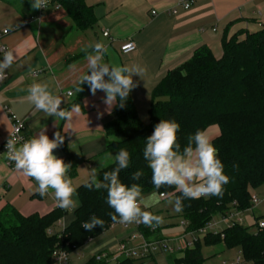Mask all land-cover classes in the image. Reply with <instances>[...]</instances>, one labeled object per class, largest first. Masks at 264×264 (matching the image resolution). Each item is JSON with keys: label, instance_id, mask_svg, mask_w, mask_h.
<instances>
[{"label": "crops", "instance_id": "crops-1", "mask_svg": "<svg viewBox=\"0 0 264 264\" xmlns=\"http://www.w3.org/2000/svg\"><path fill=\"white\" fill-rule=\"evenodd\" d=\"M83 1L93 9L97 19L93 29L85 32L77 31L65 11L56 10V3H51L39 22L20 27L23 21L39 13L32 9V0L0 1V34L4 30L10 32L1 38L0 46L17 53L16 61L0 82V144L11 131L4 108L26 124L30 138L42 128L50 139L59 131L65 138L64 146L55 149L54 155L72 165L74 169L68 175L77 189L90 180L93 168L97 172L115 160V153H105L109 142L105 126L114 120L117 105L109 114L105 111L103 91L92 95L89 85L83 89V84V90L78 91V80L87 72V60L86 56L74 61L72 58L85 53L88 45L103 42L108 47L104 62L109 65L145 67L143 80L133 76L137 87L131 92L140 119L148 123L153 91L170 71L189 61L202 46H208L220 58L225 34L229 38L241 34L243 38L244 34L257 33L264 26V0H196L190 10H179L176 15L172 10L182 0ZM106 32L108 37L104 36ZM129 43L136 45V51L122 55L120 48ZM34 82L45 83L54 94L60 95L61 107L65 110L71 111L68 107L81 99L80 113L73 114L70 121L47 117L27 98V88ZM68 93L72 96L68 97ZM99 113H103L100 118ZM206 134L212 142L219 128L211 127ZM251 195L258 203L238 217L240 224L248 227L254 225L256 218L264 216V185L252 190ZM8 205L24 216H43L59 208L51 190L48 195L40 196L35 180L12 170L0 158V210ZM77 209L71 213L64 210L67 215L55 225L54 232L67 228L74 221ZM215 219L220 222V217ZM226 227L219 223L215 232H222ZM113 231H107L82 251L71 254L68 264H88L114 241ZM84 250L89 252L87 257L82 253ZM205 252L209 257L217 253L213 247L206 248Z\"/></svg>", "mask_w": 264, "mask_h": 264}, {"label": "trees", "instance_id": "trees-1", "mask_svg": "<svg viewBox=\"0 0 264 264\" xmlns=\"http://www.w3.org/2000/svg\"><path fill=\"white\" fill-rule=\"evenodd\" d=\"M52 3L61 6L77 31L85 32L96 25L93 9L83 0ZM221 49L222 55L217 58L211 48L202 46L189 61L167 74L153 91L148 123L140 119L131 92L126 106L121 109L117 104L114 120L105 126L109 139L105 153L117 154L121 148L130 153V167L121 171L120 179L128 185L139 183L143 195L157 191L143 151L146 138L160 120L179 123L177 135L181 148L197 130L219 128L212 143L230 180L220 196L184 199L180 213L188 233H198L215 218L233 210L238 213L251 210V191L264 185V26L257 33L244 34L243 38L241 34L230 38L225 34ZM84 56L86 52L72 60ZM87 85L84 83L83 89ZM77 104L81 105V99ZM114 167L115 160L97 174L102 178L105 171ZM137 170H142L144 175L134 181L131 177ZM88 182L77 189L80 206L74 221L58 233L53 229L67 215L61 208L43 216H24L10 205L0 210V264H55L56 251L70 256L118 224L109 215L114 210L106 202V190H89L85 187ZM173 190L162 187L158 191ZM92 217L102 219L103 227L97 226L92 231L83 229L81 225ZM262 221L264 216L256 218L250 227L234 223L222 232H209L197 240L194 248L170 255L167 264H205L211 258L205 255L209 247L240 253L244 263L264 264V228L259 227ZM138 231L148 241L162 239L159 226L151 228L141 224ZM153 259L119 258L108 263L97 262L93 256L88 264H146Z\"/></svg>", "mask_w": 264, "mask_h": 264}, {"label": "clouds", "instance_id": "clouds-1", "mask_svg": "<svg viewBox=\"0 0 264 264\" xmlns=\"http://www.w3.org/2000/svg\"><path fill=\"white\" fill-rule=\"evenodd\" d=\"M47 2L48 0H32L31 7L33 10L46 9ZM85 52L87 72L78 80V91L81 92V85L87 83L92 95L98 90L105 93L103 103L109 114L117 104L123 109L131 91L137 87L133 76L142 79L146 68L139 64L105 63L104 56L108 47L103 42L88 45ZM16 59L17 53L13 50H3L0 79L4 78L6 70ZM27 92V98L35 108L47 117L70 121L73 114L78 115L81 111L79 104L73 105L71 111L62 108V97L54 94L45 83L34 82L28 86ZM102 115L103 113H99L98 118ZM179 129V123L174 120H160L153 133L146 138L143 158L151 170V181L157 190L147 196L143 195V188L139 183L128 185L120 179L121 171L130 167V153L126 149H119L115 155V167L111 171H105L102 178L95 168L92 169L90 181L85 187L89 190H106V202L114 210V213L109 214L113 222L125 225L144 224L155 228L164 222V218L149 209L156 207L161 200L173 205V210L179 213L183 211L184 199L222 195L223 187L229 183L230 178L224 172V164L219 159L218 149L211 138L205 131L197 130L188 138L187 145L181 148L177 135ZM64 139L59 131L50 139L45 128L27 140L10 133L5 154L14 162L18 172L35 180L40 196L48 195L51 190L57 206L71 213L80 206V201L76 198L77 187L68 175L72 165L54 155V150L64 143ZM143 175L142 170H137L131 178L138 181ZM162 187L174 190L158 191ZM104 223L102 219L92 217L81 227L92 231L97 226L102 228Z\"/></svg>", "mask_w": 264, "mask_h": 264}, {"label": "built area", "instance_id": "built-area-1", "mask_svg": "<svg viewBox=\"0 0 264 264\" xmlns=\"http://www.w3.org/2000/svg\"><path fill=\"white\" fill-rule=\"evenodd\" d=\"M52 1L53 0H48L46 9H39V13L36 17H32L30 19L23 21L20 27H25V26H28V25L34 23V22H39L43 16L44 12L51 5ZM195 1L196 0H182L177 5V7L174 8V10H172V14H174V15L178 14L179 10H184V11L190 10L194 6ZM55 8H56V10H59V9H61V6L59 4H56ZM152 14L156 15V12H153ZM14 30H16V28H14L13 31ZM9 33L10 32L8 30H4L2 32V34H0V40L3 36H5ZM104 36L108 37L109 33L108 32L104 33ZM3 50H7V48L5 46H0V53L2 55H3ZM120 51H121V54L125 55V56L128 54L134 53L136 51V45L134 43L126 44L120 48ZM36 76H37V74H34V77H36ZM3 79H0V82ZM67 95H68V97H71L72 93H68ZM4 111L8 114L9 120L11 122L10 133L21 136L25 140L29 139L30 137L27 135L26 124L23 121L19 120L14 114H11L7 108H4ZM9 136H10V134H9ZM9 136L0 144V158H4L6 160V162L8 163V165L10 166V168L12 170H16L14 162L11 161L10 159H8L6 154H5V152L7 151L5 145H6V142L9 138ZM252 202H253V206H254L258 203V200L255 197H252ZM239 214L240 213L233 210L228 215L220 217L219 223L220 224H222V223L226 224L227 226L233 225L234 223L240 224L241 220L238 218ZM219 223H217V222L213 223V221H212L211 223L208 224V226L205 229L200 230L198 233L186 232V234L182 237V239H183L182 245L178 248L173 247L170 244L171 241L168 239L148 241L138 231V235L133 236L131 239V240H137L138 238H140L141 241L139 242V244L137 246L132 247V248H128L127 243H122L121 245H119L117 247V249H115L113 251H103V252L97 253L94 257H95V260L97 262L106 261L108 263H112V262L118 260L119 258H132V259H139L140 260L143 258H151V257L155 258L156 256L163 255L165 253L169 254V255H177L186 249L194 248L195 243L199 239V238H195L196 234L203 237L204 235H206L209 232H215V231H212V229H213V227L216 228ZM136 226H137V230H138V228L141 226V224H136ZM113 227L114 226H112L111 228H113ZM181 227L186 229L187 223L185 221H183L181 223ZM259 227L264 228V221L260 222ZM123 228L128 229V226L123 224ZM188 236L192 237V239L190 241L187 240ZM53 256H54L55 264H68L69 263V255L63 251H56ZM221 264H245V263H244V260L241 256V254L236 253V256L233 260H224L221 262Z\"/></svg>", "mask_w": 264, "mask_h": 264}, {"label": "rangeland", "instance_id": "rangeland-1", "mask_svg": "<svg viewBox=\"0 0 264 264\" xmlns=\"http://www.w3.org/2000/svg\"><path fill=\"white\" fill-rule=\"evenodd\" d=\"M107 58V54L105 59ZM149 211L153 212L154 214H158L164 218V222L159 225L160 229V236L162 239L170 240V244L173 247H180L183 239L182 237L186 234V229L181 227V223L184 221L181 218V213H177L173 210V205L169 204L166 200H162L156 207L149 209ZM217 222V219L213 221V223ZM223 224V223H222ZM224 227L227 226L223 224ZM128 229L123 228V224L118 223L110 230L113 231L114 241L109 244L107 248H104V251H113L117 249L119 245L122 243H127L128 248L135 247L141 241L140 238L137 240H131L133 236L138 235L137 226L135 223L127 224ZM223 227V226H222ZM250 227V226H249ZM56 228V227H55ZM56 230V229H55ZM216 229L213 227L212 231ZM252 231H255L256 228H251ZM195 238L201 239L202 237L199 235H195ZM192 237L188 236L187 240L190 241ZM89 244V243H88ZM87 244V245H88ZM217 251L216 254L213 255L205 264H220L222 260H233L236 256V252H224L220 248H215ZM82 251V250H81ZM84 257H87L89 252L83 251ZM206 257H209L205 252ZM170 257L169 254L158 255L155 257L154 260H150L146 262V264H167V259ZM249 264V263H245Z\"/></svg>", "mask_w": 264, "mask_h": 264}]
</instances>
